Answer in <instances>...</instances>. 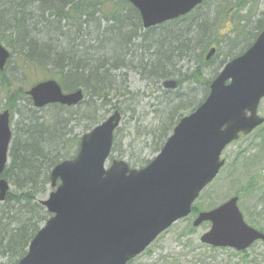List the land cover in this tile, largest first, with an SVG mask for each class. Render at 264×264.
<instances>
[{
    "label": "water",
    "instance_id": "obj_1",
    "mask_svg": "<svg viewBox=\"0 0 264 264\" xmlns=\"http://www.w3.org/2000/svg\"><path fill=\"white\" fill-rule=\"evenodd\" d=\"M140 12L145 29L184 16L203 0H129ZM212 47L207 59L215 54ZM11 51L0 41V70ZM178 81L167 79L165 88ZM27 94L34 106L60 103L76 106L82 89L64 91L54 78L32 85ZM264 98V30L253 44L232 58L210 84L206 99L184 115L155 158L133 168L125 159L109 164L115 131L122 114L115 110L84 133L73 158L51 171V187L40 203L51 213L17 264H128L174 223L192 213L204 189L226 160L225 148L264 123L259 105ZM13 138L11 113L0 111V175L9 163ZM9 182L0 177V200ZM210 222L200 241L237 251L264 242V231L251 226L234 195L200 211L193 226Z\"/></svg>",
    "mask_w": 264,
    "mask_h": 264
},
{
    "label": "trees",
    "instance_id": "obj_2",
    "mask_svg": "<svg viewBox=\"0 0 264 264\" xmlns=\"http://www.w3.org/2000/svg\"><path fill=\"white\" fill-rule=\"evenodd\" d=\"M251 1L204 0L184 16L145 29L139 10L129 0H0V41L12 54L0 70V103L7 100L12 120L19 116L10 162L0 175L11 186L5 200H0V264H17L50 217L40 196L49 190L53 167L77 154V123L89 120L90 126L96 124L100 109H117L112 104L114 97L133 98L130 71L140 72L148 80H165L177 74L172 69L175 59L197 56L199 65L189 77L180 78L176 89L166 90L176 91L184 81L194 80L201 87L196 95L201 98L192 104L186 99L197 88L187 97L178 91L175 95L180 97H168L172 115L164 127L166 140L184 116L177 111L194 110L209 94L220 69L243 53L264 29V18L259 15L251 25L255 14L252 6L246 8ZM212 46L217 54L205 60L203 56ZM222 46L227 50L214 78L205 79L203 67L212 63ZM34 70L36 81L55 78L65 91L82 89L83 101L76 106L35 107L23 81ZM255 131L264 140V124ZM118 150L115 137L110 157ZM149 162L144 160L142 166ZM196 203L192 214L202 210ZM241 253L249 257L248 250Z\"/></svg>",
    "mask_w": 264,
    "mask_h": 264
},
{
    "label": "rangeland",
    "instance_id": "obj_3",
    "mask_svg": "<svg viewBox=\"0 0 264 264\" xmlns=\"http://www.w3.org/2000/svg\"><path fill=\"white\" fill-rule=\"evenodd\" d=\"M248 5L249 7L252 6L251 11H254L255 14L251 24L253 26L258 19V15L264 18V0H252L247 3L246 8H248ZM4 45L6 46L5 43ZM222 47L220 54L212 63L203 67L205 79L211 80L214 78L221 58L227 50L226 46ZM207 54L208 51L205 52L203 57L205 58ZM216 54L217 52L213 57ZM174 64L176 67L172 69L177 74L172 75L170 78L179 80L182 77H189L198 67L199 59L197 56L178 58L174 60ZM36 75L37 72L34 70V72L29 71L28 77L24 76L23 81L26 82V87L30 88L36 82V79H34ZM163 81L148 80L137 71L128 73V85L134 93V97L128 99L127 97L118 96L114 97L112 101V104H116L117 109L122 113V121L115 132L120 150L116 151L112 158L110 157L109 163L114 159H125L133 168L143 167L142 162L154 159L159 152L156 148L162 147V144L164 145L166 141L164 127L172 115L169 112L171 105L167 103L170 99L168 97L174 98V95L177 94L176 91L187 97L192 88H197L186 99L189 100V104H192L201 98V95L196 96L197 93L200 94L201 87L194 80L184 81L178 90H173L170 93L163 87ZM10 90L12 92L15 88ZM175 97H180V95H175ZM6 103L7 100L3 99L0 103V111L6 108ZM115 110L114 106L103 107L97 113L98 123L90 126L89 122L91 121L89 120L78 122L75 131L81 137L84 133L105 121ZM191 111L186 109L177 112L186 115ZM259 113L264 116V98L260 103ZM168 115H170V118H168ZM18 120L19 116L15 115L12 123L13 131ZM255 132L227 146L223 152V157L226 160L224 168L202 192V196L199 197L196 204L203 211L210 210L230 197L239 194V205L245 220L251 226L261 229L264 226V140L257 138L258 133ZM240 152H243L244 155L236 161ZM50 190L49 185L47 194L40 196V199L46 198ZM260 197L261 200H259ZM195 217L196 214H192L174 223L129 264H264V242L258 241L250 247L248 249L249 257L230 248L213 250L200 241L202 234L209 229L211 224L203 222L200 226L195 227L193 226Z\"/></svg>",
    "mask_w": 264,
    "mask_h": 264
}]
</instances>
